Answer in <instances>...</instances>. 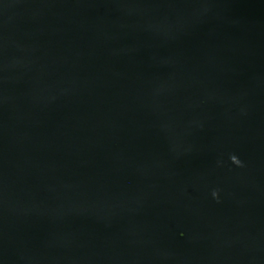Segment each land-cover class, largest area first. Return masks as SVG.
Instances as JSON below:
<instances>
[{
    "label": "water",
    "instance_id": "1",
    "mask_svg": "<svg viewBox=\"0 0 264 264\" xmlns=\"http://www.w3.org/2000/svg\"><path fill=\"white\" fill-rule=\"evenodd\" d=\"M0 264H264V0H0Z\"/></svg>",
    "mask_w": 264,
    "mask_h": 264
},
{
    "label": "clouds",
    "instance_id": "2",
    "mask_svg": "<svg viewBox=\"0 0 264 264\" xmlns=\"http://www.w3.org/2000/svg\"><path fill=\"white\" fill-rule=\"evenodd\" d=\"M231 160H232V162L235 163L236 165H238V166H243V165H242V162H241V161H240L235 155L231 156ZM213 195H214V196H217L218 194H217L216 192H214Z\"/></svg>",
    "mask_w": 264,
    "mask_h": 264
}]
</instances>
